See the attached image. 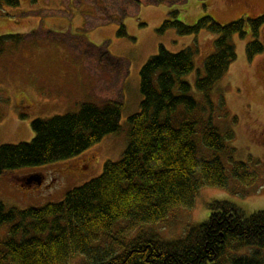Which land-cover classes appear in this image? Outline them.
<instances>
[{
    "label": "rangeland",
    "instance_id": "obj_1",
    "mask_svg": "<svg viewBox=\"0 0 264 264\" xmlns=\"http://www.w3.org/2000/svg\"><path fill=\"white\" fill-rule=\"evenodd\" d=\"M263 14L264 0H19L17 7L0 6V145L30 142L33 120L76 113L82 103L122 105L117 133L73 158L1 176L0 203L23 210L60 202L68 191L99 177L107 162L121 160L129 143L128 117L142 101L140 70L161 44L171 53L195 51L194 70L182 80L190 84L197 103L190 118L197 125L199 157H211L201 142L203 124L211 122L224 145L233 149V160L244 162L253 176L244 181L233 177L224 154L216 153L224 163L226 188L202 187L191 209H174L165 222L139 225L137 231L154 229L161 239H178L207 220V206L215 201L233 203L247 215L264 211V23L256 37L248 23L243 37L230 36L236 59L208 98L195 83L204 76V62L215 52L218 35L206 30L185 36L174 29L157 32L164 20L193 26L208 16L226 25ZM121 26L125 37L117 35ZM254 38L263 49L248 59L246 46ZM31 176H42L43 182L27 183ZM9 228L0 225V240ZM79 259L73 256L68 264Z\"/></svg>",
    "mask_w": 264,
    "mask_h": 264
},
{
    "label": "trees",
    "instance_id": "obj_2",
    "mask_svg": "<svg viewBox=\"0 0 264 264\" xmlns=\"http://www.w3.org/2000/svg\"><path fill=\"white\" fill-rule=\"evenodd\" d=\"M2 5L17 7L19 0H0ZM246 23L256 37L264 14L226 25L208 16L193 26L164 20L157 32L174 29L185 36L206 30L218 35L215 52L204 62V76L195 83L208 98L236 59L230 36L243 37ZM117 35L126 36L123 26ZM262 49L254 38L246 46L247 58ZM194 54L192 48L171 53L160 44L142 66V101L139 111L128 117V146L121 160L104 165L99 177L43 207L7 209L0 203V225H10L8 236L0 240V264H68L78 255L77 264H264V211L247 215L227 201L208 204L207 220L178 239H161L154 229L137 231L139 225L165 222L174 209H191L202 187L226 188V170L216 153L224 154L233 177L244 181L253 176L244 162L233 160V149L224 145L211 122L203 124L201 136L211 157L198 155L197 125L190 118L197 103L190 84L182 80L194 70ZM121 106L116 101L82 103L76 113L33 120L30 142L0 145V177L73 158L117 133Z\"/></svg>",
    "mask_w": 264,
    "mask_h": 264
},
{
    "label": "water",
    "instance_id": "obj_3",
    "mask_svg": "<svg viewBox=\"0 0 264 264\" xmlns=\"http://www.w3.org/2000/svg\"><path fill=\"white\" fill-rule=\"evenodd\" d=\"M40 180L41 179L39 176H31L28 179H26V182L30 184V183H32V181H35V182H37V184H40L41 183Z\"/></svg>",
    "mask_w": 264,
    "mask_h": 264
},
{
    "label": "flooded vegetation",
    "instance_id": "obj_4",
    "mask_svg": "<svg viewBox=\"0 0 264 264\" xmlns=\"http://www.w3.org/2000/svg\"><path fill=\"white\" fill-rule=\"evenodd\" d=\"M42 178V182H43V177H41Z\"/></svg>",
    "mask_w": 264,
    "mask_h": 264
}]
</instances>
